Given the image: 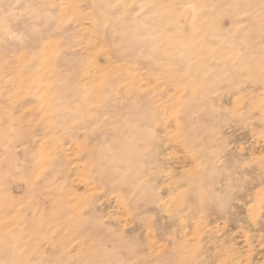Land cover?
<instances>
[{"label":"rangeland","instance_id":"374dc122","mask_svg":"<svg viewBox=\"0 0 264 264\" xmlns=\"http://www.w3.org/2000/svg\"><path fill=\"white\" fill-rule=\"evenodd\" d=\"M0 264H264V0H0Z\"/></svg>","mask_w":264,"mask_h":264}]
</instances>
